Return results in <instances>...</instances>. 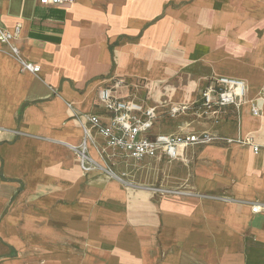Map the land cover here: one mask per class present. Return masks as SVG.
Segmentation results:
<instances>
[{"label": "crops", "instance_id": "1", "mask_svg": "<svg viewBox=\"0 0 264 264\" xmlns=\"http://www.w3.org/2000/svg\"><path fill=\"white\" fill-rule=\"evenodd\" d=\"M0 25L19 26L39 66L21 71L0 45V264H264V0H0ZM214 76L253 93L198 117L189 107ZM115 82L156 107L152 135L207 130L258 149L188 145L179 159H115L117 178L85 173L73 147L85 139L99 160L104 140L84 137L83 116L102 114L97 90ZM162 113L182 123L158 127ZM145 160L164 163L147 185L125 167Z\"/></svg>", "mask_w": 264, "mask_h": 264}, {"label": "built area", "instance_id": "2", "mask_svg": "<svg viewBox=\"0 0 264 264\" xmlns=\"http://www.w3.org/2000/svg\"><path fill=\"white\" fill-rule=\"evenodd\" d=\"M74 0H37L42 5L69 4ZM19 34V26L9 30L0 25V45L13 55L21 71L36 73L39 66L26 60L19 52L15 39ZM104 86L97 90V103L102 114L87 113L85 124L82 125L84 137L90 138L95 130L104 142L96 147L99 160L93 158L87 150L86 140L79 146L73 147L81 170L85 173L99 171L108 177L117 178L113 170L115 159L142 160L144 158L179 159L183 149L188 145H201L224 141L226 143H245L254 151L258 146L249 138H230L210 133L207 130L191 133H157L150 134L153 121L157 118L156 107L145 106L132 98L120 97L117 94V85ZM246 95V86L243 80L214 76L199 92L198 98L192 102L191 112L201 118L216 119L217 114L227 106L238 109ZM185 107H170L169 112L174 114ZM251 112L258 110L251 103ZM261 209L259 205H252V211Z\"/></svg>", "mask_w": 264, "mask_h": 264}, {"label": "rangeland", "instance_id": "3", "mask_svg": "<svg viewBox=\"0 0 264 264\" xmlns=\"http://www.w3.org/2000/svg\"><path fill=\"white\" fill-rule=\"evenodd\" d=\"M236 79H239V78H236ZM247 84H248V88L246 89V92L249 91V93L250 92L253 93V90H252V87H251L252 80L249 79V81H247ZM262 93H264V85L262 86L261 90L257 93V95L259 96ZM163 108H166V107H163ZM234 110L237 111V109H234ZM220 112L221 111H219V113ZM229 113H231V112H229ZM234 113L232 112L231 114H229L231 116H227L224 119H226V120L229 119L230 121H235L237 119V116ZM166 114H168V113H162L160 115L161 117L157 119L156 126H158V127H168L171 130H174L177 127V125L182 123L181 119L177 120L175 117H171L172 115L166 116ZM168 117L169 118L171 117V119H169ZM167 118H168V120H166ZM220 124L222 125L223 122H220ZM163 166H164L163 162H161V164H159L158 166H155L153 162L151 163L148 160H145L143 162L136 163V164L135 163L134 164H128V166L125 165V167L129 171V175H127V177H129V178H131L133 180H136V181H141L143 183L145 182V185H147V183H146L147 182V178H149L150 175L154 174V172H156L158 174V173H161L163 171Z\"/></svg>", "mask_w": 264, "mask_h": 264}, {"label": "bare ground", "instance_id": "4", "mask_svg": "<svg viewBox=\"0 0 264 264\" xmlns=\"http://www.w3.org/2000/svg\"><path fill=\"white\" fill-rule=\"evenodd\" d=\"M264 126V125H263ZM262 130V129H261ZM259 132V131H258Z\"/></svg>", "mask_w": 264, "mask_h": 264}]
</instances>
